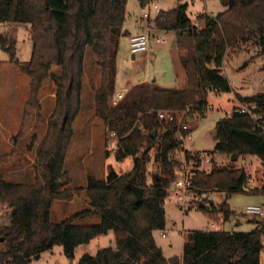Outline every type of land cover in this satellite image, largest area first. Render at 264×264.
Wrapping results in <instances>:
<instances>
[{"label": "trees", "instance_id": "trees-1", "mask_svg": "<svg viewBox=\"0 0 264 264\" xmlns=\"http://www.w3.org/2000/svg\"><path fill=\"white\" fill-rule=\"evenodd\" d=\"M149 2L141 0L142 6ZM223 2L227 8L217 15L201 14L200 30L194 27L188 3L162 10L153 24L176 33L172 59L179 87L139 83L114 103L128 0H0V26L9 27L0 30V45L11 60L16 58V27L29 26L32 56L21 69L30 76V104L39 106L49 79L56 88L33 182H12L0 174V264H32L57 245L74 259L79 247L110 232L116 245L94 255L84 253L78 264H264L263 221L250 232L190 230L182 256L166 257L156 241V233L166 228V199L179 165L175 152L182 146L177 138L180 121L205 116L213 91L233 92L243 104H258L264 115V92L243 96L223 74L228 56L256 48L264 58V0ZM88 49L100 72V84L93 90L95 114L109 133H115L117 158L132 157L134 165L124 173L110 169L103 179L89 176L85 188L89 208L54 223V202L69 200L83 189L70 187L65 162L82 108ZM53 66L60 71L53 72ZM159 111L174 118L160 119ZM216 130L215 151L236 161L256 156L264 168V118L257 125L236 107L217 122ZM5 160L0 157V166ZM248 178L245 167L215 165L197 171L192 182L198 196L217 191L228 197L245 191ZM254 193L264 194V184ZM220 211L225 221L234 213L227 202ZM92 216H100L101 222L78 223Z\"/></svg>", "mask_w": 264, "mask_h": 264}, {"label": "rangeland", "instance_id": "rangeland-1", "mask_svg": "<svg viewBox=\"0 0 264 264\" xmlns=\"http://www.w3.org/2000/svg\"><path fill=\"white\" fill-rule=\"evenodd\" d=\"M151 1V0H150ZM162 10H169L188 3V13L193 21L204 25L201 14L215 16L224 11L227 6L223 0H153ZM150 3V2H149ZM148 3L147 6L150 4ZM138 1L130 0L127 4L125 25L131 27V34L144 31V24L137 20L142 17ZM151 32L150 47L136 57L131 52V39L124 35L120 40L117 57L116 92L128 91L138 83H148L157 79L170 83L176 78L172 53L176 49V33L159 30L154 27ZM9 27L0 26L1 31ZM17 30L16 58L11 60L10 54L0 45V157H6L0 166V174L7 180L17 183L33 182L38 149L45 137L48 120L55 103V85L51 79L45 82L40 93L39 106L30 104L31 80L22 71L21 65H26L32 56L33 43L29 26L22 25ZM157 38L162 42H157ZM85 79L82 95V108L74 122V136L66 157L65 170L72 182L71 188H83L69 200H56L53 205L52 220L61 223L65 219L81 213L89 208V199L85 188L88 177L97 179L106 177L113 169L119 173L128 172L133 168L134 159L127 157L119 160L116 156L117 138L111 135L95 114L94 88L100 84V72L97 61L91 49L85 54ZM53 72L60 71L59 66H53ZM225 74L235 92L243 96H251L264 92V58L259 50L251 48L234 56H228L223 66ZM179 86V83H177ZM209 103L212 109L205 116H196L189 124L191 139L184 142L190 152L206 153L213 160L206 170L213 166L235 165L245 167L252 179L249 191H239L230 196L213 191L190 200V207L184 209L179 199V192L170 191L166 199V228L164 232L156 233L157 244L163 248L166 257L182 256L185 234L190 230L206 227L211 229H235L250 232L257 228V222L264 216L246 214L245 207L257 205L264 208V194L254 193L255 187L264 184V168L256 156L241 157L238 161L232 157L215 151L217 139L214 135L217 122L226 114L232 112L241 102L231 93H209ZM206 198H208L206 200ZM213 201V203H212ZM227 202L233 210V215L225 221L221 213V205ZM100 216L86 217L78 221L81 224H99ZM239 223L238 226L235 224ZM212 225H214L212 227ZM116 245L113 232L99 237L91 243L76 250L74 259H69L62 246H55L44 252L33 264H78L84 253L96 254L105 247ZM264 254V253H263Z\"/></svg>", "mask_w": 264, "mask_h": 264}, {"label": "built area", "instance_id": "built-area-1", "mask_svg": "<svg viewBox=\"0 0 264 264\" xmlns=\"http://www.w3.org/2000/svg\"><path fill=\"white\" fill-rule=\"evenodd\" d=\"M149 4V6H142V17L137 20L138 23L144 24V31L131 37V52L134 56L149 49L151 42V32L153 30L151 21H153L162 11V8L155 1L151 0ZM194 27L200 30L203 25L200 23V21H195ZM157 42H162V39L157 38ZM124 95V91L116 92L113 98V102L117 103L124 97ZM211 109L212 106L209 105L208 110L205 112V114H207ZM237 110L240 113H246L250 115L257 125H259L260 120L264 118V115L259 112L260 107L256 103H241L239 106H237ZM232 112L228 114H231ZM158 117L160 119L170 120L174 118L170 113L165 111H159ZM188 121L190 123L192 122L191 119H189ZM190 123L180 121L177 138L182 142V146L175 152V158L179 161V165L175 167L174 172L176 178L172 185V189L179 192V199L182 201V207L184 209L189 208L191 205L190 200L197 196V190L192 182L195 173L199 170H205L207 165L212 163V158L206 153L190 152L185 148L184 142L188 139H191V128L189 127ZM184 131H186V133ZM111 135L114 136L115 133L113 132L111 133ZM251 183L252 179L248 178L243 185V188L246 191H249ZM245 212L246 214L264 216V208L257 205L246 206ZM213 226L214 225H212V227ZM204 230H211V227H206L204 228ZM161 235L163 237L167 236L164 231L161 232Z\"/></svg>", "mask_w": 264, "mask_h": 264}, {"label": "crops", "instance_id": "crops-1", "mask_svg": "<svg viewBox=\"0 0 264 264\" xmlns=\"http://www.w3.org/2000/svg\"><path fill=\"white\" fill-rule=\"evenodd\" d=\"M136 1H138L139 2V4H140V6L142 7V4H141V0H136ZM130 2V0H128V3ZM125 31L127 32V34L126 35H128L129 37H130V39H131V37H132V32H131V27L130 26H128V25H125ZM118 53H119V51H118ZM134 56V55H133ZM137 56V55H136ZM136 56H134V57H136ZM118 57V56H117ZM173 62V61H172ZM173 65H174V63H173ZM175 71V70H174ZM176 74V73H175ZM116 81H117V78H116ZM148 83H156V84H158V85H160V86H163V87H173V88H177V87H179V86H177L178 84L177 83H179V81H178V79H177V75H176V78L174 79V80H172V81H170V83H165L164 81L163 82H160V80H157V79H155V80H153L152 82H148ZM139 84V83H138ZM121 91V90H120ZM173 190V189H172ZM224 204V203H223ZM222 204V205H223ZM239 225V223H237V224H235V226H238ZM228 231H231V232H234V231H236L234 228L233 229H230V230H228ZM162 248V247H161ZM162 250H163V248H162ZM164 252V251H163ZM33 264V263H32Z\"/></svg>", "mask_w": 264, "mask_h": 264}, {"label": "water", "instance_id": "water-1", "mask_svg": "<svg viewBox=\"0 0 264 264\" xmlns=\"http://www.w3.org/2000/svg\"><path fill=\"white\" fill-rule=\"evenodd\" d=\"M214 135H215V137L217 136V130L214 131ZM206 199H208V198H206ZM212 203H213V201H212Z\"/></svg>", "mask_w": 264, "mask_h": 264}]
</instances>
